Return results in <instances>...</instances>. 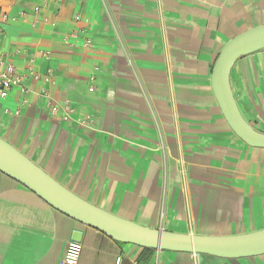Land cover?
<instances>
[{
	"label": "crops",
	"instance_id": "1",
	"mask_svg": "<svg viewBox=\"0 0 264 264\" xmlns=\"http://www.w3.org/2000/svg\"><path fill=\"white\" fill-rule=\"evenodd\" d=\"M2 14L0 66L23 80L0 97V137L141 225L206 236L264 229V148L231 129L212 87L224 45L264 24V0H0ZM230 82L245 120L264 132V49L239 57ZM86 116L93 122L78 123ZM75 231L78 264H264V254L116 240L0 171V264H61Z\"/></svg>",
	"mask_w": 264,
	"mask_h": 264
},
{
	"label": "water",
	"instance_id": "2",
	"mask_svg": "<svg viewBox=\"0 0 264 264\" xmlns=\"http://www.w3.org/2000/svg\"><path fill=\"white\" fill-rule=\"evenodd\" d=\"M264 49V24L230 39L219 53L212 71V87L220 109L231 129L247 144L264 148V132L243 117L230 82L235 61L246 54ZM0 171L18 181L46 203L74 220L108 236L140 246L225 258L264 254V229L230 236H206L177 233L141 225L120 217L80 197L47 171L0 137ZM72 239L80 241L75 231Z\"/></svg>",
	"mask_w": 264,
	"mask_h": 264
},
{
	"label": "built area",
	"instance_id": "3",
	"mask_svg": "<svg viewBox=\"0 0 264 264\" xmlns=\"http://www.w3.org/2000/svg\"><path fill=\"white\" fill-rule=\"evenodd\" d=\"M8 16L6 14H2L0 16L1 20H6ZM29 73L33 74L35 77L38 78L37 74H34L32 66L29 67ZM95 77H91V80L94 81ZM23 80V75L15 74L12 70V67L9 66L8 69H4L0 66V97H6L8 94V91L11 89L14 85H20V83ZM94 87L91 86L90 90H93ZM22 90H26L25 87L22 88ZM65 109V115L64 119H70V113L72 112V109H70L68 106L64 107ZM78 123L80 124H88L89 122H93V119L91 116H86L84 118L80 117L77 118ZM82 252V244L80 241H76L74 239H71L66 247V251L64 254V257L62 259L61 264H78L79 258Z\"/></svg>",
	"mask_w": 264,
	"mask_h": 264
}]
</instances>
